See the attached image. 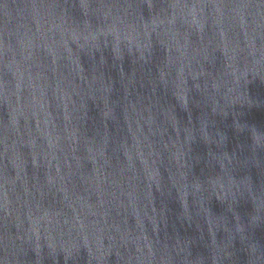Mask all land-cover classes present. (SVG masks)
<instances>
[{
	"label": "water",
	"instance_id": "obj_1",
	"mask_svg": "<svg viewBox=\"0 0 264 264\" xmlns=\"http://www.w3.org/2000/svg\"><path fill=\"white\" fill-rule=\"evenodd\" d=\"M0 264H264V0H0Z\"/></svg>",
	"mask_w": 264,
	"mask_h": 264
}]
</instances>
